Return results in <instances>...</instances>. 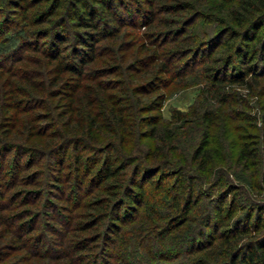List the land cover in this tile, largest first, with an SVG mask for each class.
<instances>
[{
  "label": "trees",
  "instance_id": "16d2710c",
  "mask_svg": "<svg viewBox=\"0 0 264 264\" xmlns=\"http://www.w3.org/2000/svg\"><path fill=\"white\" fill-rule=\"evenodd\" d=\"M9 1L23 7L19 9L20 16L28 26L47 24V27L28 31L36 36L21 42L20 48L29 47L39 53V57L31 58L35 67L20 71L10 65L0 70V77L7 74L6 80L0 82V150L6 154L13 152L8 166L10 179L2 187L23 184L18 176L26 169L24 166L41 158L46 167L40 173L43 184L47 180L56 183L65 176L66 181H72L74 193L85 191L91 196L81 205L85 212L79 214L82 218L74 223L72 235L67 239L64 236L68 244L64 239L51 244L44 233L30 235L33 225L28 221L17 224L16 214L6 213L11 207L2 204L0 196V224L7 233L18 236L19 241L26 235H29L27 240L36 239L34 248L57 254L51 258L56 260L54 264L60 261L91 264L80 253L98 241L105 247H113L114 252L101 247L91 258L96 262L97 258L107 261L113 258L120 264L143 262L142 253L152 258L156 245L157 258L172 264H264V243H237V237L264 225V203L252 202L244 208L227 176L216 169L222 164L223 156L212 153L208 138L214 123L213 109L198 114L206 129L191 155L185 157L177 151L179 126L172 124L186 119L185 114L176 111L172 120L162 119L151 112L158 108L150 104L154 98L150 102L142 98L161 87L162 76L186 73L178 71L181 67L175 72L163 60L155 39L166 40L164 43L172 40L173 52L167 50L164 56L179 54L182 67L191 66L197 55L202 57V62L209 60V45L222 40L224 48L231 51L228 66L218 69L208 64L200 70L204 81L202 92L211 102L232 101L225 90L230 85L237 84L247 91L258 87L264 74L257 72L253 62L264 64V40L260 33L264 27V0H143L144 6H137L135 0L133 3L130 0ZM158 8L168 15L158 18ZM53 16L56 17L52 19ZM135 16L139 19L134 23L150 31L147 35L154 48H146L142 43V55L125 63L127 69L113 56L109 45L103 49L100 44L105 40L113 44L124 22L133 21ZM198 21L209 25L189 33L188 27ZM69 22L75 27L72 46L67 54H62V46L69 40ZM58 24L61 27H56ZM56 28H59L57 32ZM206 35V39H201ZM43 38L47 42L40 49L39 40ZM3 57L10 59L13 55ZM246 59L250 64L244 75L231 73L229 66ZM109 75H116L117 79H100ZM172 82L168 79L166 86ZM60 96L63 102L55 101V109L61 106L55 113L49 100ZM34 108L44 111L33 114ZM38 115L50 119L44 129H40ZM9 121L13 122L10 128ZM251 136L239 142L233 160L244 171L254 168L255 173L247 176V180L254 188L262 189L264 166L260 165V156L264 152L259 140ZM3 164L4 160L0 171ZM92 186L98 191L92 192ZM203 186L212 190L221 187L212 207L204 203L208 192ZM30 192L22 190L21 194ZM237 209L245 212L243 219L237 220L242 223L234 222ZM28 211L31 216L29 209L19 215ZM72 220L69 214L67 219L62 216L61 223L70 228ZM39 221L40 216L36 215L34 222ZM4 234L0 236L2 239ZM218 239L221 243L215 246ZM4 245L0 243V249ZM56 245L61 249H55ZM144 262L140 264H152Z\"/></svg>",
  "mask_w": 264,
  "mask_h": 264
},
{
  "label": "rangeland",
  "instance_id": "374dc122",
  "mask_svg": "<svg viewBox=\"0 0 264 264\" xmlns=\"http://www.w3.org/2000/svg\"><path fill=\"white\" fill-rule=\"evenodd\" d=\"M128 1L126 2L128 3ZM130 1L133 3V0ZM135 1L137 3L134 4H137V6L140 4L144 6L145 4L143 0ZM37 7L40 6L38 5ZM19 9L22 10L23 7L18 8L17 6H14L13 2L11 3L9 0H0V70L1 67H8L10 65L14 67L15 70L19 68L20 71L21 69L33 68L35 66L34 62H32L33 59L31 58L39 57V53L30 50L29 47L28 50L20 48L21 42L24 39L31 40L33 36H36L33 35L34 33L28 34V31L44 30L46 29L47 24L28 26L23 18H21ZM34 9H36V7L31 8L29 12H32ZM119 9H121V11H125L122 9V7ZM161 9L162 8L157 9L158 18L166 17L168 15L165 12H162L163 10ZM55 17L56 16H53L52 19ZM135 18L136 19H133V21L124 22L121 34L118 39L113 42V44L110 45L108 40H105L100 44V48L103 49L109 45L108 49L111 52L113 51V56L117 58L118 62L125 68L129 67H126L125 63L129 64V61H131L134 56L139 57L142 55L140 54L142 43H145L146 48H154V44H152L151 40L149 41V35H147V32L150 31H148V29L143 27L141 24H135L134 22H136V20L138 21L139 19L136 16ZM207 25L209 24H205L203 21H198L195 25L189 26L188 31L192 34L197 30L206 27ZM56 27L61 26L58 24ZM210 27H212V25H210ZM63 28H66V26H63ZM67 28L69 40L64 44V46H62V54H67V52L70 50V47L72 46L71 34L72 31L75 30V27H73V24L70 23V26L67 25ZM156 28H158V26H156ZM58 30L59 28H56V32ZM260 33L264 40V27L260 30ZM207 36L208 35L202 37L201 39H206ZM164 41L166 40L159 41L155 39L154 42L157 44V47L160 50L159 53H163H161V57L164 58L163 60H167L173 69H176L175 72H177L179 67L183 68V70L180 68L178 71L181 73L183 72V74L186 72L184 74L185 76H178L175 73L172 77L167 75L162 76V82L159 84L161 87L151 95H146L142 98L144 100L146 99L145 102H150V100L154 98V101L150 102V104L154 108H158L153 109L151 112L159 114L162 119L172 120V115L177 114L176 111H180L181 113L185 114L186 119L172 121V124L179 126L177 151L181 156L185 157L191 155L199 138L203 134L202 132L206 129L204 124H202L200 119H198V114H200L204 109L209 110L212 108L213 110H211L214 114V123L210 129L208 138L211 141L210 146L212 148V153H214L215 156H217L216 154L218 153L223 156V161H221L222 164H218L216 169H218V171H220L222 174L224 173V176H227L231 187L235 189V194H238V198L240 200L239 204L242 203L244 208L247 205H250L252 202L263 204L264 184L262 189L251 186L247 180V176L249 177V175L251 176L255 173L254 168L244 171V167L237 165L233 160V154L236 153L239 142H242L245 139L249 140V136L251 135L253 136H251V139L253 138L259 140V145L262 146V152H264V77L261 78L260 85L255 87L253 91H247L237 84L227 86L225 90L231 96L232 101L230 102H226L224 104L214 101L211 102L212 100H207L202 92L204 81L200 78V75L203 74V72L200 70L208 64L209 66L218 69L227 67L229 64V55H231V51H227L224 48V44H222V40H220V43L211 46L209 45V49L207 48L211 54L209 60L202 62V57L197 55L196 60L191 64V66L186 67L184 65V67H182L184 63L183 59H180L179 54L170 52V55L166 57L164 56L167 50L172 51L173 48L172 40H170L171 42L167 40L169 42L166 43H164ZM46 42L47 38L40 39L39 48L41 49L45 47L44 43ZM255 48H258L257 44ZM7 54H11L13 57L10 59H5L3 56ZM17 56L19 58L21 57V60H18L19 58ZM15 60L16 62H14ZM249 64V60L246 59L243 62L232 64V66H229L228 68L231 73H234L235 75L239 74V76H241L245 74V70ZM253 64L256 65L258 73L264 74V64L262 62L256 61L253 62ZM1 76L0 82H3L4 79L6 80L7 74H3ZM110 77L117 79L116 75H109L100 79H107ZM12 79L17 80V77H13ZM168 79H172L173 82L169 86H166ZM113 91L114 90H108V92ZM159 97L161 99H159ZM62 99L63 97L61 98L60 96L59 98L56 97V100H49L53 112L56 113V111L61 107L60 106L55 109L53 107L55 101L57 102L59 100L58 102H63ZM43 111V108H34L32 109L31 113L36 114V112H39L42 114ZM39 119L40 129H44L48 126V124H50V119L48 120V117L39 116ZM8 123V128H10V124H13V122L9 121ZM1 134L0 137L2 136ZM12 156L13 152H10L9 154H6L2 151L0 152V164L1 161H5V164H3L2 167L3 170L0 171V196L3 197L1 198L2 204L12 208H9L6 213L10 215L13 213L16 214L15 219H19L17 224L28 221L29 225H33L34 229L30 235L39 236L40 234L44 233V236H46L51 244H58L62 241V239H64L65 243L68 244V240L66 239L68 236L70 237V235H72V229L75 225L74 223H77V221L82 218L81 216V218H79V214L85 212L81 205L87 201L91 195L87 196V192L85 191L74 193L73 191L75 188L72 184V181H66L67 178L65 176L61 178V180L59 179L56 183L54 181L52 182L51 180H47L46 183L43 184V179L41 178L43 175H40V173H44L46 167L44 166V159L39 157V159H33L31 164L28 162V166H24L26 169L20 172L18 179H22L23 184L19 183L12 188H9L10 185H7L5 188H3L2 184L10 179V171H8V166L11 164L10 160ZM260 165L264 166V153L260 156ZM54 173L57 172L54 171ZM39 183L41 184L38 186ZM93 187L95 188V186H92V192H97V188L94 189ZM203 189L204 191L208 192V194L205 195L206 197L204 198V203L208 207H212L214 200L217 199V192L221 189V187H215L214 190H212L211 187L209 188L208 186H203ZM22 190L26 192L32 190V192L21 194ZM27 209L31 211V216L29 211V213H21L19 215L20 212H25ZM244 213L243 209H237L233 215L234 222L242 223L241 221L239 222L237 220H240V218L243 219ZM69 214L72 215L73 220L70 228H67L66 225L62 224L61 222L62 216L64 219H67V215ZM36 215L40 216L39 223L34 222L36 220ZM231 222L232 219L229 223ZM234 222L232 224H234ZM41 223L43 226H41ZM3 233H6L4 234L5 238L2 239V237H0V243H5V245L2 249H0V264H54L56 262V260L54 262V260L51 258L55 257L57 254L54 252L43 253L42 248L37 246L34 248L36 239L27 240L29 235L23 236L22 240L19 241L18 236L14 237V235L7 233L4 226L0 224V236H2ZM77 234L81 233L77 232ZM83 235L85 234L82 233V236ZM9 238L10 240L7 242L6 239ZM236 239L237 243H249L254 241H260L264 243V225H261L258 230H251L249 234L242 235ZM158 241H160L159 238ZM26 242H30L28 243L29 248H26ZM220 243L221 239H218L215 243V246L217 244L219 245ZM54 247H56L55 249H61L58 245ZM101 247L105 249L107 248L109 253L114 252L113 247H105L104 244L98 241L94 244H90L88 249L80 253V256L85 257V259L90 261L91 264H120L118 260L113 258L108 261L104 259L101 260L100 258H97V262L94 259L91 260L93 254L97 253ZM212 248L208 249L212 250ZM155 250H158L156 245L154 252H152V258H149L150 256L140 249V251L143 252V262L137 263L135 260L133 263L140 264L145 263L144 261H148V263L152 264H172V262L157 258L155 255L157 251ZM203 252L197 255H200ZM63 263H65V261H60L58 264Z\"/></svg>",
  "mask_w": 264,
  "mask_h": 264
}]
</instances>
